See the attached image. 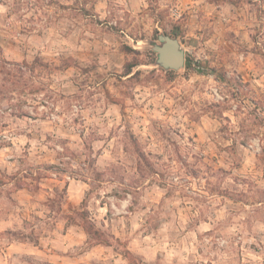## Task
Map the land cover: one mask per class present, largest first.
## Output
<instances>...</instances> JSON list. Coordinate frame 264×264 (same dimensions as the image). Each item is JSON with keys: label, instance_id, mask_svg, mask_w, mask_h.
<instances>
[{"label": "rangeland", "instance_id": "1", "mask_svg": "<svg viewBox=\"0 0 264 264\" xmlns=\"http://www.w3.org/2000/svg\"><path fill=\"white\" fill-rule=\"evenodd\" d=\"M0 108V264H213L264 222V0H0Z\"/></svg>", "mask_w": 264, "mask_h": 264}, {"label": "crops", "instance_id": "2", "mask_svg": "<svg viewBox=\"0 0 264 264\" xmlns=\"http://www.w3.org/2000/svg\"><path fill=\"white\" fill-rule=\"evenodd\" d=\"M55 160H50L49 163H53ZM66 183V191H67V198L73 201H77L78 198L86 193L88 190L87 186L89 183L84 180L80 179H74L70 178L65 182ZM48 192V191H47ZM7 223L9 221H6ZM4 222L0 221V226L3 225ZM245 224V223H244ZM261 226L259 227H253L249 231V233L244 232V230H241L242 234L236 233V236L234 237V243L238 245V253L235 254L233 250L230 248V250H214L212 252L213 257L209 258L210 261L213 264H264V253H261L257 246L253 245L254 241H257L259 245L264 243V222L260 223ZM142 225V224H141ZM74 225H68L66 226V233L64 236H71V231L74 230ZM214 227L212 222L209 221H202L197 225V231L198 232H205L209 233L211 229ZM237 228V226L234 227V225H229L228 229L230 230L229 233L233 232V229ZM195 229L188 230L189 232H193ZM187 231V232H188ZM196 230L195 233L198 234ZM248 234V235H247ZM81 237L83 234H80ZM86 237V236H83ZM207 237L205 240L207 242H210V239ZM229 242V240H226V244ZM250 242V243H248ZM252 243V244H251ZM22 246H28L30 247V243H19ZM229 244V243H228ZM18 244H11L10 246H17ZM32 247V246H31ZM38 246H34L33 249ZM264 246L261 247L263 250ZM222 256L228 257V259L223 258ZM236 256V258H235Z\"/></svg>", "mask_w": 264, "mask_h": 264}, {"label": "water", "instance_id": "3", "mask_svg": "<svg viewBox=\"0 0 264 264\" xmlns=\"http://www.w3.org/2000/svg\"><path fill=\"white\" fill-rule=\"evenodd\" d=\"M160 45H154V50L158 53L157 63L165 68L178 69L185 64V51L176 38L161 34L159 36Z\"/></svg>", "mask_w": 264, "mask_h": 264}, {"label": "built area", "instance_id": "4", "mask_svg": "<svg viewBox=\"0 0 264 264\" xmlns=\"http://www.w3.org/2000/svg\"><path fill=\"white\" fill-rule=\"evenodd\" d=\"M213 96L216 98L217 101L223 99V97L220 95L217 89H213ZM40 109H45L46 112H49L51 110V113H49L48 116L52 119H55L58 117L57 113L55 112L56 111L55 109H57V107L55 106L53 101L42 100ZM0 111L4 112L2 108H0Z\"/></svg>", "mask_w": 264, "mask_h": 264}, {"label": "trees", "instance_id": "5", "mask_svg": "<svg viewBox=\"0 0 264 264\" xmlns=\"http://www.w3.org/2000/svg\"><path fill=\"white\" fill-rule=\"evenodd\" d=\"M85 231H86V233H87L88 235H90L91 231H90L89 228H85Z\"/></svg>", "mask_w": 264, "mask_h": 264}]
</instances>
